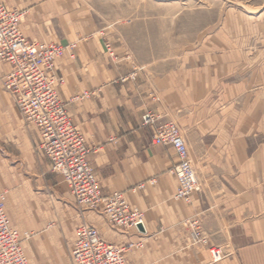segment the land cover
<instances>
[{
  "label": "crops",
  "instance_id": "obj_1",
  "mask_svg": "<svg viewBox=\"0 0 264 264\" xmlns=\"http://www.w3.org/2000/svg\"><path fill=\"white\" fill-rule=\"evenodd\" d=\"M0 3L26 11V37L52 42V0ZM248 39L247 31L212 33L215 46L194 48L167 69L144 66L124 82L120 78L133 68L131 51L114 47L118 61H112L96 33L77 39L74 58L56 60L54 72L63 78L58 97L92 149L87 158L102 193L122 192L143 213L145 234L111 227L101 209L78 207L39 149V129L19 118L13 147L0 146V156L23 174L17 226L8 195L5 209L29 264H72L70 249L82 223L114 245L142 240L127 252V264H264V48H249ZM9 72L0 61V77ZM149 110L174 122L186 142L200 184L189 202L174 198V149L154 144L153 128L141 124ZM191 218L199 220L209 246L191 243ZM210 246L227 255L214 261Z\"/></svg>",
  "mask_w": 264,
  "mask_h": 264
},
{
  "label": "built area",
  "instance_id": "obj_2",
  "mask_svg": "<svg viewBox=\"0 0 264 264\" xmlns=\"http://www.w3.org/2000/svg\"><path fill=\"white\" fill-rule=\"evenodd\" d=\"M21 15L18 10L0 3V61L10 65V72L1 78L3 87L24 120L39 129V149L49 160L51 170L61 175L68 185L76 205L86 210L101 209L111 227L133 228L143 236V213L132 208L120 191L102 193L87 158L91 149L58 97L56 86L63 83V78L55 74L54 67L65 48L28 40L20 29ZM141 123L153 128V143L174 149L177 162L169 170L177 180L174 198L189 202L191 196L200 191V184L178 127L152 111L142 115ZM5 199V193L0 191V264H29L20 237L10 226ZM186 223L191 243L208 246L199 220L191 218ZM76 233L70 249L72 264H127V252L142 246V240L123 246L109 243L87 223H82ZM209 249L214 261L225 257L217 247Z\"/></svg>",
  "mask_w": 264,
  "mask_h": 264
},
{
  "label": "rangeland",
  "instance_id": "obj_3",
  "mask_svg": "<svg viewBox=\"0 0 264 264\" xmlns=\"http://www.w3.org/2000/svg\"><path fill=\"white\" fill-rule=\"evenodd\" d=\"M18 11L22 14L21 29L26 11ZM246 31L249 33V48H264V0H52V42L45 43L64 47V54L74 58L77 39L83 34L96 33L102 37L104 48L112 61H118L114 47L131 51L133 68L129 74L120 78L124 82L134 80L138 69L144 66L156 70L176 66L183 55L192 49L212 45L208 40L212 33L233 32L235 37L237 33ZM66 38L72 40L67 44L58 42ZM1 78L0 146L12 148L18 119L22 118L25 126L29 123L15 107ZM87 94L89 96L91 93ZM7 125L8 133L4 130ZM10 161L0 156V191L5 193V198L6 195L10 197L8 214L17 226L16 195L25 190V183L23 174ZM30 235L29 231L23 233L26 238Z\"/></svg>",
  "mask_w": 264,
  "mask_h": 264
}]
</instances>
